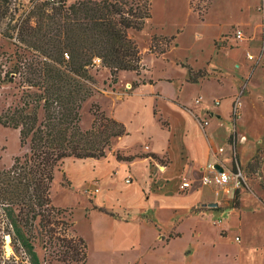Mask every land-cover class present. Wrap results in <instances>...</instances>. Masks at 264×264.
I'll return each instance as SVG.
<instances>
[{"label": "rangeland", "instance_id": "obj_1", "mask_svg": "<svg viewBox=\"0 0 264 264\" xmlns=\"http://www.w3.org/2000/svg\"><path fill=\"white\" fill-rule=\"evenodd\" d=\"M43 1L52 0H0V113L9 106L19 104L24 91L34 90L21 82L18 74L11 72L4 76V73L13 71L20 57L30 55L14 41L16 18L25 17L32 5ZM261 3V0H151V17L142 29L129 31L145 65L139 75L133 71H120L117 81L111 83L108 69L100 66L98 61L89 68L92 94L80 109V126L83 129L90 127L92 103L98 104L110 115L125 95L123 91L131 89L132 82L137 79L146 81L150 76L172 79L182 86V100L205 107L218 106L220 102L222 113L229 107L226 95L236 90L231 95L236 110L231 105L228 120L221 121L224 125L214 119L204 125L205 121L208 122L207 116L220 117L213 112L206 111L202 117L194 114V118L201 128L206 126L213 147L222 142L218 147H224L223 161H227L231 153L233 159L237 157L244 178L237 188V196H234L235 190L221 192L216 195L215 207H193L191 211L199 213L203 209L202 216L187 210L183 202H177V208L169 210L161 207L160 200L154 195L143 203L134 199L130 205L131 215L138 216V212L142 211V218L152 221L142 224L140 247L108 263L101 261L92 250L86 264H133V261L136 264H264V16L258 8ZM33 21L34 17H31ZM235 27L242 28L247 39L237 43H220L222 35ZM161 50L165 52L159 54ZM247 52L257 55V60L247 59ZM181 64L191 66L194 77L200 71L203 76L198 81H206L199 86L186 82L187 71ZM143 114L149 119L148 112ZM155 116L162 126H168L167 120L159 116L157 110ZM231 132L236 141L239 137L235 146L228 142L227 137L225 139V134ZM114 151L111 141V150L106 156ZM26 152L28 147L20 145L18 130L0 124V169L10 167L16 156H23ZM120 152L124 154V151ZM134 153L140 155L147 152L140 144ZM65 167L78 176L81 172L89 174L91 165L66 159L54 170L50 187L53 205H59L56 207L60 209L61 205L72 207L73 227L84 228L82 210L86 208L87 200H92L93 187L98 183L91 181L84 191L72 188L65 183L68 179ZM201 172L200 177L208 171ZM115 178L121 181L120 177ZM202 186L214 192L212 185ZM234 200H237L238 208H233ZM63 209L67 212L58 216L69 220L68 211L71 208ZM222 218L223 223L220 221ZM35 226L37 229V220ZM158 228L165 235L171 230L180 232V235L162 243ZM59 229L61 236L64 235L61 224L57 226L58 232ZM238 234L239 240L235 239ZM34 243L40 258L45 257V264H60L56 259L59 249L54 239H49L42 232ZM5 248L9 254L11 247L7 239Z\"/></svg>", "mask_w": 264, "mask_h": 264}, {"label": "trees", "instance_id": "obj_2", "mask_svg": "<svg viewBox=\"0 0 264 264\" xmlns=\"http://www.w3.org/2000/svg\"><path fill=\"white\" fill-rule=\"evenodd\" d=\"M150 17L151 0H52L35 3L25 17L16 18L14 41L30 55L20 57L16 68L5 71L4 76L14 72L34 90L24 91L19 104L0 113V124L17 129L20 145L28 147L10 167L0 169V264H45L34 243L42 232L55 240L60 264L86 263L87 244L72 228L71 210L69 220L61 219L58 215L67 210L61 211L51 202L54 170L70 158H104L112 139L128 134L121 121L96 103L90 106V127L83 129L80 109L92 94L88 70L95 61L108 69L111 83L117 81L120 71L139 74L144 69L129 31L142 29ZM187 70L190 82L203 76L197 71L194 77L191 67ZM227 140L236 145L232 132ZM113 155L122 161L148 156L158 159L152 153L126 155L115 150ZM254 159L259 163L256 156ZM235 164L236 156L233 167ZM65 183L70 185L68 179ZM234 193L237 196L238 190ZM233 208H238L237 200ZM99 210L114 215L102 207ZM60 224L62 236L57 230ZM179 235L170 233L169 237Z\"/></svg>", "mask_w": 264, "mask_h": 264}, {"label": "crops", "instance_id": "obj_3", "mask_svg": "<svg viewBox=\"0 0 264 264\" xmlns=\"http://www.w3.org/2000/svg\"><path fill=\"white\" fill-rule=\"evenodd\" d=\"M261 1L263 3L259 6L264 5V0ZM260 13L264 16V11ZM227 33L225 32L221 39ZM221 39L220 43H222ZM181 66L187 71L186 82L199 86L206 81H188L187 66L182 64ZM181 87L169 78L150 76L146 81L134 80L131 89L123 91L125 95L110 112V116L121 121L128 131V134L112 139V150L124 151L126 155L135 154V149L143 144L144 149L146 145L148 146V149H145L146 152L155 154L158 159L148 156L132 161H122L117 160L110 152L108 156L100 159L74 160L90 163L91 172L89 174L81 172L76 176L67 171L66 167L64 168L72 188L84 191L85 186L91 181L98 183L93 187L92 200H87L86 208L82 210L84 228L72 227L74 232L87 244V259L90 258L93 250L99 255L101 261L108 263L118 257H125L135 248L140 247L142 224L144 221H152L149 217V219L142 218L144 214L142 211L138 212V216L131 215L130 205L134 199L143 203L145 199L154 195L160 200L163 208L174 210L177 208V202H183L190 211L193 207L203 208L208 203L217 201L212 189L205 188L200 183L201 171L206 172L207 165L216 160L215 151L222 143L220 142L216 148L212 146L206 126L212 119L219 120V124L224 125L221 121H227L229 118L232 105L231 95L236 90L226 95L229 98V107L225 113H222L219 110L220 102L217 103L218 106L205 107L182 100L180 98ZM155 110L159 116L167 120V127L160 124L155 116ZM206 111L210 114L213 112L220 117L207 116L208 122L202 129L194 118V114L202 117ZM146 112L149 114V119L143 114ZM228 136L229 133H226L225 139L226 137L228 139ZM224 154L223 152L220 156ZM182 175L192 181L191 187L186 192L178 189ZM117 176L121 178L119 179L121 181L115 178ZM127 176H131L130 183L125 181ZM95 188L98 190L95 191ZM60 207L71 208V214L73 212L70 206L61 205ZM99 207L113 212L114 215L99 210ZM201 211V213L191 212L202 216L204 210ZM220 221L223 223V218ZM158 230L162 243H167L173 238L169 237L170 233L180 234V232L171 230L165 235L163 231L161 233L160 228ZM236 236L240 237L239 234ZM133 264L136 263L133 261Z\"/></svg>", "mask_w": 264, "mask_h": 264}, {"label": "built area", "instance_id": "obj_4", "mask_svg": "<svg viewBox=\"0 0 264 264\" xmlns=\"http://www.w3.org/2000/svg\"><path fill=\"white\" fill-rule=\"evenodd\" d=\"M73 1V0H70ZM260 11H264V5L258 7ZM247 39L245 32L240 27L233 28L232 31L225 34L224 38L221 39L222 42L224 41H231V42H241ZM246 57L249 60L256 61L258 56L254 53L247 52ZM234 111L236 110V105L234 102V106H232ZM207 124V121L204 122V125ZM203 127V126H202ZM145 149H148V146H145ZM224 152V147L220 146L216 149L214 156L216 160L214 162H210L207 165V171L200 177V183L202 185H212L215 187L214 193L215 195H219L221 192L229 193L233 192V190L237 189L241 186V182L243 177V171L241 170L238 164H235L236 167H233V157L232 153L230 154L227 161H223L221 159L222 153ZM218 164L222 170H218L215 165ZM131 176H127L125 181L127 183L131 182ZM192 181L187 177H181L178 189L180 191H186L191 187ZM98 189L95 188V191ZM235 239L239 240V237L236 236Z\"/></svg>", "mask_w": 264, "mask_h": 264}, {"label": "water", "instance_id": "obj_5", "mask_svg": "<svg viewBox=\"0 0 264 264\" xmlns=\"http://www.w3.org/2000/svg\"><path fill=\"white\" fill-rule=\"evenodd\" d=\"M215 167H216L218 170H222V168H221L218 164H216ZM216 205H217L216 202H210V203H208V206H210V207H214V206H216Z\"/></svg>", "mask_w": 264, "mask_h": 264}, {"label": "bare ground", "instance_id": "obj_6", "mask_svg": "<svg viewBox=\"0 0 264 264\" xmlns=\"http://www.w3.org/2000/svg\"><path fill=\"white\" fill-rule=\"evenodd\" d=\"M7 239H9V238H7Z\"/></svg>", "mask_w": 264, "mask_h": 264}]
</instances>
